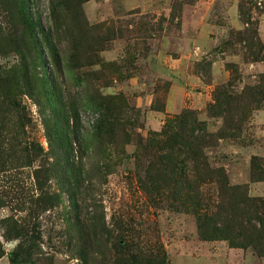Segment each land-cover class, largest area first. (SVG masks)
I'll list each match as a JSON object with an SVG mask.
<instances>
[{"label": "rangeland", "instance_id": "obj_1", "mask_svg": "<svg viewBox=\"0 0 264 264\" xmlns=\"http://www.w3.org/2000/svg\"><path fill=\"white\" fill-rule=\"evenodd\" d=\"M23 1L35 43L19 1L0 0V264H264L248 248L200 239L190 213L152 204L135 169L147 137L167 119L191 110L215 132L221 121L206 113L214 86L237 75V92L264 72L237 42L250 28L264 44V0ZM59 94L71 114H62ZM96 97H120L133 126L125 143L104 147L99 175L94 140L87 136L88 152H79L70 135L81 169L65 178L51 164L65 143L56 128L70 130L74 113V130L91 133L98 114L88 99ZM206 152L230 185L244 184L250 157L264 159V104L249 112L238 139ZM258 183L248 194L264 200ZM213 191L201 188L209 203Z\"/></svg>", "mask_w": 264, "mask_h": 264}, {"label": "trees", "instance_id": "obj_2", "mask_svg": "<svg viewBox=\"0 0 264 264\" xmlns=\"http://www.w3.org/2000/svg\"><path fill=\"white\" fill-rule=\"evenodd\" d=\"M18 1L24 24L34 41L36 36L28 8L23 0ZM248 23V20H244V24L248 26ZM237 42L242 45L245 61L264 62V44L259 42L255 30L244 29L243 36ZM223 45L228 43L224 42ZM225 70L235 73L232 64H226ZM238 79L235 75L233 80L214 86L212 90L211 104L207 106L206 113L212 120L220 119L217 131L209 132L205 121L198 120L193 111L185 110L167 119L159 132L150 133L141 149L142 155L136 156L144 158L143 164L137 160L135 165L138 171L136 181L152 204L165 201L190 213L195 219L200 239L224 241L232 249L248 248L256 257L264 258V200L250 196L248 184L230 185L223 168L210 166L206 155V151L216 147L219 140L238 139L249 112L264 104V72L258 74L252 84L244 85L236 92L233 83L239 82ZM45 82L53 103L54 92L56 94L58 89L51 75ZM58 99L62 114L65 116L67 110L71 114L73 111L68 109L61 94ZM88 101L98 114L91 133L80 135L74 130L77 125L74 113L70 116L73 120L70 130L68 125L60 128L63 132L56 128L59 134L64 135L65 143L57 144L61 156H54L51 164L65 178L68 175L74 177L81 169L71 156L70 135L79 152H88L90 145L86 141L87 136L94 140V147L90 148L89 153H93V168L99 175L104 172V147L125 143L128 137L126 130L133 126L127 117V106L120 97H96ZM45 135L50 145L52 133L49 128L45 129ZM2 164L1 161L0 166ZM258 182H264V159L251 156L248 183ZM206 185L214 189L211 203L201 194V188Z\"/></svg>", "mask_w": 264, "mask_h": 264}, {"label": "crops", "instance_id": "obj_3", "mask_svg": "<svg viewBox=\"0 0 264 264\" xmlns=\"http://www.w3.org/2000/svg\"><path fill=\"white\" fill-rule=\"evenodd\" d=\"M243 183L244 184H248V188L250 189V187H254V186H256V185H258L259 183H252V184H250V183H248V180H243Z\"/></svg>", "mask_w": 264, "mask_h": 264}]
</instances>
